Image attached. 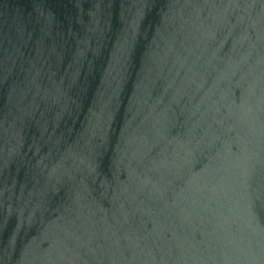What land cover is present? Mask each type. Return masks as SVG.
Segmentation results:
<instances>
[{
  "label": "water",
  "instance_id": "obj_1",
  "mask_svg": "<svg viewBox=\"0 0 264 264\" xmlns=\"http://www.w3.org/2000/svg\"><path fill=\"white\" fill-rule=\"evenodd\" d=\"M0 264H264V0H0Z\"/></svg>",
  "mask_w": 264,
  "mask_h": 264
}]
</instances>
